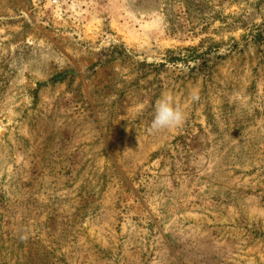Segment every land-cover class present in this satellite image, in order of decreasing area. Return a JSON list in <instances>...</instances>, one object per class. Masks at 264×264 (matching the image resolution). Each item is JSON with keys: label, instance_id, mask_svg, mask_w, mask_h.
<instances>
[{"label": "rangeland", "instance_id": "obj_1", "mask_svg": "<svg viewBox=\"0 0 264 264\" xmlns=\"http://www.w3.org/2000/svg\"><path fill=\"white\" fill-rule=\"evenodd\" d=\"M0 264H264V0H0Z\"/></svg>", "mask_w": 264, "mask_h": 264}, {"label": "clouds", "instance_id": "obj_2", "mask_svg": "<svg viewBox=\"0 0 264 264\" xmlns=\"http://www.w3.org/2000/svg\"><path fill=\"white\" fill-rule=\"evenodd\" d=\"M194 99H198V97H194ZM185 120L186 114L183 109L174 102L170 94H165L155 102L147 131L150 134H155L162 130L179 128L183 126ZM19 238L21 240L28 239V231L25 230Z\"/></svg>", "mask_w": 264, "mask_h": 264}]
</instances>
